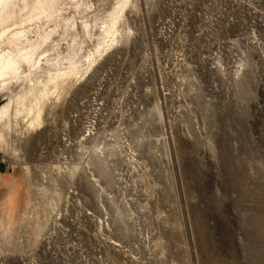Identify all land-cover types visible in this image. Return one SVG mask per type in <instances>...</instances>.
Here are the masks:
<instances>
[{"label": "rangeland", "instance_id": "374dc122", "mask_svg": "<svg viewBox=\"0 0 264 264\" xmlns=\"http://www.w3.org/2000/svg\"><path fill=\"white\" fill-rule=\"evenodd\" d=\"M118 1L34 29L81 75L0 126V264H264V0H130L88 68Z\"/></svg>", "mask_w": 264, "mask_h": 264}, {"label": "bare ground", "instance_id": "6f19581e", "mask_svg": "<svg viewBox=\"0 0 264 264\" xmlns=\"http://www.w3.org/2000/svg\"><path fill=\"white\" fill-rule=\"evenodd\" d=\"M62 1L0 0V94L19 82L27 83L23 92L0 106V126L7 130L12 117L18 116L28 120L30 129L40 127L42 103L62 89L72 77L81 75V66L75 57H63L52 62L43 52L54 29L38 31L36 28L34 32L35 27L39 29L41 23L58 17L63 19L59 7ZM129 4L130 0H119L118 7L109 14L104 28L108 40H103L96 47L95 53L88 56V68L95 63V54L117 42V25L124 8ZM40 73L44 74L42 79L38 78Z\"/></svg>", "mask_w": 264, "mask_h": 264}]
</instances>
